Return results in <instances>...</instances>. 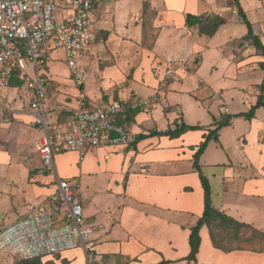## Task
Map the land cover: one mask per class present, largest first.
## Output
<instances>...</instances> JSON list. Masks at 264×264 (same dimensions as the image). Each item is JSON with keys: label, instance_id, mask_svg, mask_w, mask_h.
<instances>
[{"label": "crops", "instance_id": "obj_1", "mask_svg": "<svg viewBox=\"0 0 264 264\" xmlns=\"http://www.w3.org/2000/svg\"><path fill=\"white\" fill-rule=\"evenodd\" d=\"M240 2L264 44V0ZM204 13L226 20L212 36L187 24L189 14ZM95 17L99 34L82 61L90 73L88 99L133 102L135 92L159 99L151 110L128 109L118 118L133 142L58 153L51 173L31 147L44 131L27 89L22 83L2 88L0 218L14 219L0 230L50 196L62 178L80 184L75 191L94 228L95 264H264V106L250 119L239 115L262 93L264 55L246 38L234 0H111L96 5ZM55 52L49 60L58 59ZM49 60L47 117L52 124L67 122L71 113L63 107L77 106V88L70 71L64 80L54 77ZM168 67L176 72L163 83ZM228 116L215 134L216 122ZM182 123L201 128L177 136L154 133ZM210 133L199 167L217 212L201 226L191 260L190 234L205 211L195 155ZM77 253L87 264L80 247L53 260L71 264Z\"/></svg>", "mask_w": 264, "mask_h": 264}, {"label": "built area", "instance_id": "obj_2", "mask_svg": "<svg viewBox=\"0 0 264 264\" xmlns=\"http://www.w3.org/2000/svg\"><path fill=\"white\" fill-rule=\"evenodd\" d=\"M107 1L111 0H0V90L11 87L12 81H21L27 89L35 122L44 131L36 141V151L48 172L56 171L58 153L130 144L134 135L118 118L128 109L151 110L159 99L158 94L143 98L137 92L133 102L98 105L88 99L85 85L90 73L81 59L99 34L96 5ZM58 50L64 51L77 88V106L65 105L64 110L71 113L69 121L52 124L47 117L50 79L46 67L50 53ZM175 72L174 67L166 68L163 83ZM75 185L80 188L79 183ZM75 187L69 179L59 178L50 196L0 230V252L48 259L80 247L87 264H95L94 228L86 221Z\"/></svg>", "mask_w": 264, "mask_h": 264}, {"label": "trees", "instance_id": "obj_3", "mask_svg": "<svg viewBox=\"0 0 264 264\" xmlns=\"http://www.w3.org/2000/svg\"><path fill=\"white\" fill-rule=\"evenodd\" d=\"M234 4L238 9V12L243 19V21L246 23L248 32L246 34V38L251 40L252 43L262 51V54L264 55V44L260 40V38L254 33L252 24L248 20L247 15L241 5L240 0H234ZM225 18L219 15H214V14H208L204 13L201 15H193L189 14L187 16V24L192 26V25H199L200 27V32L202 34L206 35H214L218 28L225 23ZM21 84V81H12V84ZM260 91L263 93L264 92V80L263 82L259 85ZM260 94L258 97L257 103L252 106V108L246 112V113H241L239 114L240 116H245L246 118L250 119L255 115V112L258 108L264 106V97L263 94ZM132 116V114L128 115L127 118L129 119ZM232 118V116H228L227 118H224L218 122H216L217 127L214 130L215 134H217L219 128L227 125L229 123V119ZM127 121V120H126ZM201 126L196 125V126H191V125H186V124H177L174 129L169 128L168 130L161 131V132H154L159 135H171V136H177L187 130L191 129H199ZM210 133L207 137L206 140L201 144L199 147V150L197 151L195 155V165L198 168L200 172V177L202 181V186L204 188L205 192V211L202 216V218L199 220V222L192 228L191 234H190V245H191V253L189 255V259L195 260L196 259V254L199 250L200 243H201V238H200V228L201 226L209 220L210 216L214 213L217 212V210L213 206L212 198H211V189H210V184L208 179L205 177V175L202 173L200 167H199V158L201 154L203 153L204 149L207 146V143L209 139L211 138ZM59 256V255H58ZM56 256V257H58ZM54 258H48L47 260H43L42 258H34V259H25V260H32L38 264H56V262L53 260ZM164 262L160 263L163 264Z\"/></svg>", "mask_w": 264, "mask_h": 264}, {"label": "rangeland", "instance_id": "obj_4", "mask_svg": "<svg viewBox=\"0 0 264 264\" xmlns=\"http://www.w3.org/2000/svg\"><path fill=\"white\" fill-rule=\"evenodd\" d=\"M147 18L149 19V23L152 19V14H147ZM55 56H57V60H49V66L51 68V71L54 75V77H58V79L60 80H64V78H66L67 73H68V68L65 64V61L63 59V51L62 50H58L57 52H55L54 54ZM53 57V56H52ZM87 59V58H86ZM81 61H83V58L81 59ZM87 61V60H86ZM26 97V94L24 95ZM3 94L0 95V99H2V105L6 104L7 105V99L3 100ZM14 105V104H13ZM12 106V105H11ZM17 106V104H15V107ZM36 135H40V133L36 134ZM37 140V139H36ZM36 140H34V142L32 143V148L35 149L36 147ZM13 215H8L6 218H0V227L9 224L14 218ZM47 259H44V261ZM80 256L79 254H75V257L73 258L72 262H70L71 264H80ZM0 264H38L32 260H25L23 258H20L18 256H12L11 254H4L2 252H0ZM43 264V262H42Z\"/></svg>", "mask_w": 264, "mask_h": 264}]
</instances>
